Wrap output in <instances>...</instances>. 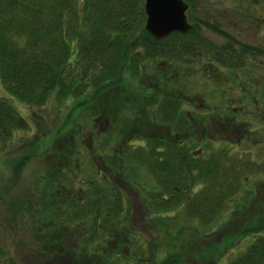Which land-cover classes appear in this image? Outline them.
Listing matches in <instances>:
<instances>
[{"label": "trees", "instance_id": "1", "mask_svg": "<svg viewBox=\"0 0 264 264\" xmlns=\"http://www.w3.org/2000/svg\"><path fill=\"white\" fill-rule=\"evenodd\" d=\"M184 1L193 19L194 0ZM197 21L193 19L186 33L157 39L145 29L144 0H0V82L10 97L31 108L72 101L69 116H76L74 123L81 118L78 129L99 117V123L109 126L103 141L84 152L67 151L73 159L48 176L50 183L39 194L38 201H43L17 204L20 217L29 215L41 225L44 206H57L51 213L57 220L51 229L61 235L72 232L77 251L100 256L106 264H185L188 251L183 247L205 237L203 231L232 204L242 206L236 197L238 177L252 167L236 165L227 147L212 150L210 138L200 133L203 125L211 129L215 121L237 116L230 98L223 102V85L236 84L232 73L245 65V51L258 50L230 36L222 46L213 43L202 35L200 22L223 32L216 24ZM221 67L231 71L229 78L223 77ZM200 81L203 86L213 82L221 103L198 106L194 94L200 92ZM111 91L117 92L116 101L102 106L101 97ZM240 100L248 101L247 95ZM147 106H154L152 119L147 118L151 117ZM207 113L214 114L213 123ZM29 127L12 101L0 95V141L8 142ZM97 130V125L92 128ZM204 152L210 153L208 158ZM82 153L87 163L81 160ZM21 164L13 168L15 177ZM133 188L155 217L150 233L161 231L154 239L132 221L133 205L126 191ZM171 212L182 216L170 219ZM171 222L173 228L168 226ZM245 227L244 235L254 238L226 264H264V212ZM111 228L123 237L112 248L119 256L102 249L104 238L113 234ZM130 235L133 240L126 241ZM138 235L144 236L142 242L146 239L145 249ZM43 243L41 239V247ZM127 245L133 249L130 254L122 250Z\"/></svg>", "mask_w": 264, "mask_h": 264}, {"label": "rangeland", "instance_id": "2", "mask_svg": "<svg viewBox=\"0 0 264 264\" xmlns=\"http://www.w3.org/2000/svg\"><path fill=\"white\" fill-rule=\"evenodd\" d=\"M194 4L196 8L192 10L193 19L216 24L224 33L215 32L200 22L199 28L203 36L220 46L228 43L230 36L239 43L252 47V50H258H253L257 52L254 54H246L245 51V65L232 73L236 84L226 82L223 85L226 90L223 93V102H227L230 98L231 109L237 113V116L234 118L230 115L226 119L229 122L225 119V121L221 119L219 123L215 121L211 129L203 125L201 127L203 133L202 131L200 133L207 139L210 138L212 150L227 147L228 155L231 159H235L233 161L236 165L247 163L250 168L252 167L251 170L243 169L240 172L238 179L242 184L236 181L239 187L236 197L242 206L234 205L232 208V204L227 214L223 213L211 229L203 231L205 237L198 236L196 242L191 241L189 245L183 247L184 252L188 251V255L183 257L185 264H226L244 251L254 238V235H244L245 225L253 220L256 214L264 212V0H194ZM188 10V21L193 25ZM235 46L240 48L239 44ZM166 64L168 63H164V67ZM220 72L224 78H229L226 74L231 73L224 67L220 68ZM201 82L197 89V92L200 91L199 94H194L198 106L221 103L222 97L220 98L219 92L213 91L215 88L213 82H207L206 86ZM115 93L117 92L111 91L103 95L101 99L104 98V101L100 99L102 106L107 107L114 103ZM0 95L11 100L30 122L28 130L17 131L8 142L0 141V264H106V260L101 259L100 256L94 257L93 254L84 251L82 255L80 252L82 248L77 251L76 236L72 232L61 235L51 229L57 221L51 213L58 209L57 206H44L45 217L40 220L41 225L35 224L29 215L20 217L19 213L17 214L20 211L16 207L18 203L25 204L24 200L27 199L31 204L36 201L42 202L43 200L38 201L39 194L49 185L48 176H55L59 167L66 166L70 163V159H73L74 154L69 157L67 151L77 152L80 149L84 152L83 148L93 146L98 140L103 141L109 126L106 123H99V117L78 129L81 118L77 117L78 122L74 123L73 119L76 116L71 115L73 118L69 116L72 101L65 106L61 102L52 101L41 108H31L10 97L1 82ZM244 95H247L248 101L240 100ZM153 101L154 99L151 102ZM152 108L154 106H147L146 110L151 115L147 118L152 119ZM186 108L188 109L189 106ZM213 115L207 113V116H204L210 118L209 121L213 120L211 121L213 123ZM96 125L98 132L92 131ZM115 134L117 135V132ZM110 146L111 143L107 148ZM84 154H81L83 158L81 160L87 163L88 158ZM209 154L204 152L202 155L208 158ZM94 156L96 162L101 165L99 154L94 153ZM57 158L59 159L56 163L57 167H54ZM22 162L24 164H21ZM16 164L22 165L18 177H15L13 170ZM51 168L54 170H50ZM131 190L133 192L129 190L126 192L129 193L133 205L132 221L138 230L148 236L147 238L154 239L161 233L160 230L150 233L154 231L151 227L155 223V217H151L152 212L147 210L145 200L135 188ZM14 213H16L15 217H13ZM177 216L182 215L171 212L169 218L173 219ZM168 226L173 228L174 222L169 223ZM168 226L166 225V228ZM65 229L68 231L71 227ZM186 231L188 230L185 229ZM111 232H114L112 228ZM143 237L138 235L137 239L141 241L142 249H145L147 245L146 239L142 242ZM122 238L117 233L105 237L106 240L102 241V249L115 251L112 248H116ZM41 239L44 241L43 247L40 245ZM124 239L133 240L131 235ZM94 245L96 243L90 249H93ZM222 249H224L223 256ZM122 250L130 254L133 249L127 245L122 246ZM208 250L210 254L207 256ZM115 252L119 256V253Z\"/></svg>", "mask_w": 264, "mask_h": 264}, {"label": "water", "instance_id": "3", "mask_svg": "<svg viewBox=\"0 0 264 264\" xmlns=\"http://www.w3.org/2000/svg\"><path fill=\"white\" fill-rule=\"evenodd\" d=\"M188 8L184 0H144L145 29L157 39L173 32L186 33L192 27L187 17Z\"/></svg>", "mask_w": 264, "mask_h": 264}]
</instances>
